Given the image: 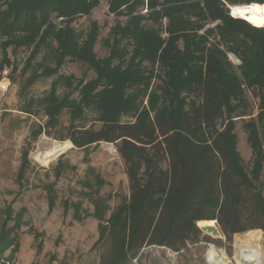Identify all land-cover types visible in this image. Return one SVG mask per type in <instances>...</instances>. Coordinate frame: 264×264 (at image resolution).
Returning a JSON list of instances; mask_svg holds the SVG:
<instances>
[{"label":"trees","instance_id":"trees-1","mask_svg":"<svg viewBox=\"0 0 264 264\" xmlns=\"http://www.w3.org/2000/svg\"><path fill=\"white\" fill-rule=\"evenodd\" d=\"M100 1L0 0V79L6 66L13 82L19 70L24 77L20 91L25 92L40 78L56 76L39 98L46 120L35 122L29 136L51 134L62 111L68 109L70 121L63 139L81 149L101 142L115 144L125 166L128 194L120 207V223L117 214L108 221L114 253L106 264H125L138 258L145 247L179 252L201 240L221 244V238L213 240L198 227L213 220L230 254L234 235L250 229L255 230L248 236L259 229L264 232V184L258 179L264 160V26L230 16L225 2L239 5L264 0H106L114 23L102 41L108 49L102 58L93 50L99 36L97 21L90 22L85 34L73 26ZM142 5L145 14L138 10ZM123 16L124 22L119 18ZM192 17L221 22L199 33L203 24H195ZM217 35L241 59L238 67L244 80L260 87L262 132L253 128L249 135L253 160L249 170L238 152L226 110L232 84L238 90L239 80L230 63L226 69L221 65L225 60L220 54H225L218 42H209ZM44 48L48 52L37 60ZM21 51L28 55L19 69L15 57ZM66 60L88 65L96 77L83 83L73 74L60 73ZM155 77L161 83L149 90ZM59 86L68 91L59 95ZM73 88L78 89L77 99L70 97ZM32 103L29 98L21 110L34 114ZM90 107L97 111L94 123L100 125H77L75 119ZM122 114H131L133 119L123 120ZM28 153L26 146L17 171L19 180L28 167ZM57 168L54 181L46 186L50 206L53 186L60 177ZM93 214L103 219L99 207ZM98 227L102 239L106 229ZM8 229L0 233V251L17 245ZM245 249L261 255L256 247Z\"/></svg>","mask_w":264,"mask_h":264},{"label":"rangeland","instance_id":"rangeland-1","mask_svg":"<svg viewBox=\"0 0 264 264\" xmlns=\"http://www.w3.org/2000/svg\"><path fill=\"white\" fill-rule=\"evenodd\" d=\"M225 5L230 15L228 5L231 4L225 2ZM138 10L142 14L146 13L143 5ZM119 18L124 22L125 16ZM92 20H96L99 25V36L93 50L102 58L108 54V49L102 41L107 37L109 27L114 23V15L108 12L106 0H101L89 15L79 16L73 21V26L77 32L85 34ZM191 20L195 24H203L199 33L214 28L221 22L220 19L196 20L194 17ZM166 22L167 19L163 18V26ZM147 24L149 25L150 22ZM162 35L165 36L167 33L164 31ZM214 41L218 42L226 56L220 54V58L225 60L220 62L221 65L226 69L227 63H230L239 80L236 84L238 90L235 89V84H232L226 110L229 112L227 113L229 122L237 139L238 152L245 168L249 170L253 160L248 138L253 128L258 133L261 131L260 87L256 83L250 84L244 80L242 71L238 67L241 65V59L227 48L218 35L210 37L209 42ZM8 50L10 53V48ZM46 52L48 50L44 48L37 55V60ZM27 55L25 51L16 55L19 69ZM10 56L13 58L12 54ZM49 63L53 65L51 60ZM5 68L8 71L7 73L2 71L0 79V82L5 83V87L0 86V233L4 229L13 227V230L8 229L11 232L9 236H14L17 244L40 246L41 250L35 258L37 264H106L114 253V238L109 234L111 230L108 221L110 216L117 214L120 217H117L116 222L120 223L122 216L120 207L125 204L128 194L125 166L115 144L101 142L87 149H81L74 147L69 140L63 139L70 121L68 109L62 111L59 124L51 134L43 132L36 139L31 138L29 133L35 122L43 124L46 120V116L39 109V98L50 89L52 80L56 76L40 78L22 92L20 87L24 77L20 76L17 70L16 80L13 82L8 78L10 67ZM154 69L162 74L157 63ZM59 72L73 74L76 80L81 79L83 83L96 77V72L92 68L76 60H66ZM151 81L149 90L152 86L161 83L159 77L152 78ZM66 91L68 88L64 86H59L57 89L59 95ZM70 97L78 98L77 88H73ZM29 98L33 99L32 110L36 111L32 115L21 110ZM143 104L147 105L146 98ZM122 115L123 120L133 119L131 114ZM95 116H97L96 110L91 107L85 108L82 117L76 118L75 123L86 127L94 124L98 127L100 124L94 123ZM28 142L29 145H26ZM26 146L29 150L27 156L29 164L24 177L19 180L17 171L22 151ZM56 166L60 169V177L53 186L51 192L53 205L50 206L46 186L54 181ZM261 169L258 179L264 184V160ZM262 194L264 196V189ZM96 207L100 208L103 219H97L93 214ZM207 223L208 221L201 222L199 227L206 226ZM99 224L106 229L102 239L99 237ZM215 225L219 229L216 221ZM250 230L233 236L231 252L227 254L230 261L227 264H237L233 258L234 253L237 250H246V247L258 248L261 255L255 251L257 254L255 263L264 264V232L259 229L262 235L260 231H256L248 236ZM219 232L221 235L217 237L202 231L213 240L221 238L223 240L221 244L216 241L201 240L196 244H190L187 250L179 252L164 247H145L140 251L138 258L131 259L125 264H206L207 251L211 244L224 249L227 253L228 244L220 229ZM249 237L252 238L248 239Z\"/></svg>","mask_w":264,"mask_h":264},{"label":"bare ground","instance_id":"bare-ground-1","mask_svg":"<svg viewBox=\"0 0 264 264\" xmlns=\"http://www.w3.org/2000/svg\"><path fill=\"white\" fill-rule=\"evenodd\" d=\"M228 8H229V13L231 16L235 18H241L255 27L264 26V2L263 3L229 5ZM0 86L5 87V83L0 82ZM206 226H215V220L208 221ZM243 252H251L256 256V259H257V254L253 250H248V249L243 250V251L237 250L233 255V258L237 264H246L240 260V254H242ZM208 255L211 257L216 256L213 250L211 249H209ZM216 259L217 257L214 258V260ZM252 264H255V262Z\"/></svg>","mask_w":264,"mask_h":264},{"label":"crops","instance_id":"crops-1","mask_svg":"<svg viewBox=\"0 0 264 264\" xmlns=\"http://www.w3.org/2000/svg\"><path fill=\"white\" fill-rule=\"evenodd\" d=\"M14 244L0 251V264H37L38 247Z\"/></svg>","mask_w":264,"mask_h":264},{"label":"built area","instance_id":"built-area-1","mask_svg":"<svg viewBox=\"0 0 264 264\" xmlns=\"http://www.w3.org/2000/svg\"><path fill=\"white\" fill-rule=\"evenodd\" d=\"M7 68H5L3 70L4 73H7ZM211 250H213V252L215 253V257H217L216 260H214L215 257H211L208 255V251H207V257H206V264H227V262L230 261L229 259V254L228 252L226 253V251L222 248H217L216 246H214L213 244L210 245V248ZM208 249V250H209ZM228 254V255H227ZM226 262H225V261ZM256 261V260H255ZM254 263V262H253ZM257 264V263H255Z\"/></svg>","mask_w":264,"mask_h":264},{"label":"water","instance_id":"water-1","mask_svg":"<svg viewBox=\"0 0 264 264\" xmlns=\"http://www.w3.org/2000/svg\"><path fill=\"white\" fill-rule=\"evenodd\" d=\"M228 7H229V5H228ZM199 228L202 231H204V232H206V233H208V234H210L212 236L220 237V232H219V229H218V227L216 225L215 226H202V227H199ZM240 260L243 263L252 264L253 262H255L256 256L253 253H251V252H243L242 254H240Z\"/></svg>","mask_w":264,"mask_h":264}]
</instances>
